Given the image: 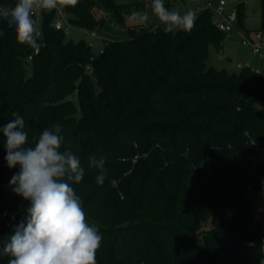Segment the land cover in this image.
Listing matches in <instances>:
<instances>
[{
	"label": "trees",
	"instance_id": "trees-1",
	"mask_svg": "<svg viewBox=\"0 0 264 264\" xmlns=\"http://www.w3.org/2000/svg\"><path fill=\"white\" fill-rule=\"evenodd\" d=\"M130 7H61L75 27L97 32L106 18L125 27L127 36L107 39L102 52L57 29V9L43 10L44 46L31 60L34 49L0 18V129L12 112L23 116L30 142L61 124L63 147L84 169L79 185L69 183L103 237L97 264H262L264 159L253 156L264 148V75L207 66L210 46L220 51L227 35L209 10L191 31L166 34L161 24H127ZM237 10L243 28L244 1ZM260 21L264 29V0ZM5 140L0 131V252L29 205L10 186L19 168L7 165ZM93 155L106 161L103 185Z\"/></svg>",
	"mask_w": 264,
	"mask_h": 264
},
{
	"label": "clouds",
	"instance_id": "clouds-1",
	"mask_svg": "<svg viewBox=\"0 0 264 264\" xmlns=\"http://www.w3.org/2000/svg\"><path fill=\"white\" fill-rule=\"evenodd\" d=\"M75 5L77 0H16L11 6L0 7V18L13 28L20 44L32 49L44 46L38 42L41 31L34 17L37 9L51 11L58 4ZM151 11L163 25V31H191L196 14L170 10L164 0H151ZM146 13L132 11L129 20L144 24ZM0 131L6 138V162L9 168H19L10 180L13 192L29 202L23 220L7 237L0 255L7 264H97V253L103 237L97 224L89 222L83 200L69 183L79 185L84 169L79 156L63 147L65 137L60 123L44 128L29 141L25 120L18 112ZM89 163L99 170L98 185L106 179L105 159L89 157ZM14 219V217H13ZM264 264V262H262Z\"/></svg>",
	"mask_w": 264,
	"mask_h": 264
},
{
	"label": "rangeland",
	"instance_id": "rangeland-1",
	"mask_svg": "<svg viewBox=\"0 0 264 264\" xmlns=\"http://www.w3.org/2000/svg\"><path fill=\"white\" fill-rule=\"evenodd\" d=\"M228 3H232L237 5L239 2L244 1L247 7V13L250 16V22L247 23L250 27H256L258 24L257 17L261 14V0H227ZM119 3L130 4V11H133L134 7L139 0H117ZM170 10H179L181 13L187 10H194L195 3L192 0H170ZM64 3L60 2L58 7L61 8ZM43 10L37 9L36 13L38 15L39 21L42 20V12ZM130 14L125 15V22L127 24H133L134 22L129 20ZM91 31L85 32L82 28L79 27H70L66 30L67 38H72L75 41H79L81 39L85 40L87 43L91 44L93 51L98 52L101 47H103L105 41L107 39L113 38H123L127 36V31L124 26H122L115 19L106 18L105 23L102 27L97 29V36H92L90 34ZM245 49L242 47L240 42V37L238 34L231 32L228 35V39L226 40L225 50L222 52L225 55L226 59H220L219 50L213 45L209 48V55L206 60L207 66H214L216 68H227L230 70H236L232 65L231 60H236L241 58V53ZM229 58V59H228ZM258 60H261V64L264 68V58L258 57ZM264 159V155L262 156ZM258 216H264V200L260 204L258 208Z\"/></svg>",
	"mask_w": 264,
	"mask_h": 264
},
{
	"label": "built area",
	"instance_id": "built-area-1",
	"mask_svg": "<svg viewBox=\"0 0 264 264\" xmlns=\"http://www.w3.org/2000/svg\"><path fill=\"white\" fill-rule=\"evenodd\" d=\"M144 5L143 13L148 16L147 21L143 24L145 27L151 29L156 28L160 22L159 20H154L150 13L151 11V0H139ZM195 3L194 12L196 18L202 11L209 10L213 15V22L217 29L224 33H230L232 31H237L240 34V42L242 45L247 46L251 49L254 54L264 55V29H256L253 31L241 30L238 26V10L237 5L228 3L227 0H193ZM168 0H164L166 5ZM57 13L55 17V27L57 29L67 30L74 25L68 19V15L63 11L62 8L57 7ZM36 15V22L40 29V22L36 10L34 12ZM83 31L89 32L87 29L82 28ZM92 36H97L96 31H91ZM102 47L98 52H102ZM39 52V49H34V51L28 55V60L33 58V54ZM94 59V55L91 56V60ZM238 69L249 68L254 73H260L258 68H255L249 62H238L236 64ZM88 72H92V65L88 64L86 66ZM257 153L253 156V160L258 159L259 156L264 155V148L256 146Z\"/></svg>",
	"mask_w": 264,
	"mask_h": 264
},
{
	"label": "crops",
	"instance_id": "crops-1",
	"mask_svg": "<svg viewBox=\"0 0 264 264\" xmlns=\"http://www.w3.org/2000/svg\"><path fill=\"white\" fill-rule=\"evenodd\" d=\"M193 1V0H192ZM245 6H246V3H245ZM133 11H140L142 12L141 10V6H137V7H134ZM130 13H132V11H130ZM151 15H152V18L154 20H158L152 13V11H150ZM257 17V22L258 24L256 25V27H250L247 25L248 22H250V16L249 14L247 13V7H246V17H245V27L243 28H240L241 30H246V31H253V30H256V29H259L260 28V25H261V21H260V15L259 16H256ZM236 34L239 35L240 37V34L237 32V31H232ZM231 33V32H230ZM230 33H227L226 37L224 38L223 40V44H222V48L221 50L219 51V53H221L219 56H220V59H226L225 58V55L224 53H222L224 50H225V47H226V40L228 39V35H230ZM242 45V44H241ZM242 47L245 49L244 51H242L241 53V58L239 59H236V60H231V63L232 65L235 67V69L237 70V66L236 64L238 62H249L251 63V65L255 68H258L260 70V73L264 75V68L262 66V64L260 63L261 60H258V57L261 58L263 57L264 58V55H257V54H254L251 49L247 46H244L242 45ZM222 51V52H221ZM229 59V58H228Z\"/></svg>",
	"mask_w": 264,
	"mask_h": 264
}]
</instances>
